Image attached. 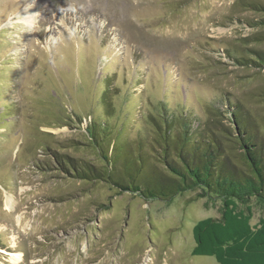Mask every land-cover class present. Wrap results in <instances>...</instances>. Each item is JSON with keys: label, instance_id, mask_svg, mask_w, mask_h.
Listing matches in <instances>:
<instances>
[{"label": "rangeland", "instance_id": "374dc122", "mask_svg": "<svg viewBox=\"0 0 264 264\" xmlns=\"http://www.w3.org/2000/svg\"><path fill=\"white\" fill-rule=\"evenodd\" d=\"M247 1L264 3L0 0V264H219L192 254L193 228L220 215L218 200L120 194L56 157L105 165L86 129L105 116V92L111 123L133 141L149 136L159 102L204 120L226 94L264 136V71L228 56L264 30ZM252 207L257 224L264 205Z\"/></svg>", "mask_w": 264, "mask_h": 264}, {"label": "trees", "instance_id": "16d2710c", "mask_svg": "<svg viewBox=\"0 0 264 264\" xmlns=\"http://www.w3.org/2000/svg\"><path fill=\"white\" fill-rule=\"evenodd\" d=\"M245 6L264 14V3ZM264 28V19L255 22ZM254 26V25H251ZM264 30L249 37L248 54L228 56L237 66L264 71ZM108 90V89H107ZM264 95V94H263ZM108 92L103 118L86 127L105 165L56 157L60 169L85 181H104L119 193L169 201L188 191L220 202V215L199 220L194 228V256H212L219 264H264V217L252 224V202L264 205V136L242 101L224 95L223 107L207 105L203 120L194 110L159 102L147 115L149 136L123 137L111 123Z\"/></svg>", "mask_w": 264, "mask_h": 264}, {"label": "bare ground", "instance_id": "6f19581e", "mask_svg": "<svg viewBox=\"0 0 264 264\" xmlns=\"http://www.w3.org/2000/svg\"><path fill=\"white\" fill-rule=\"evenodd\" d=\"M27 10H28V8L24 7L21 13H25V11H27Z\"/></svg>", "mask_w": 264, "mask_h": 264}]
</instances>
